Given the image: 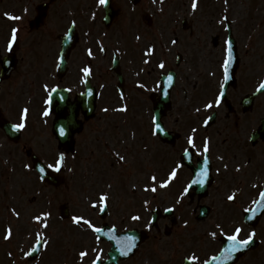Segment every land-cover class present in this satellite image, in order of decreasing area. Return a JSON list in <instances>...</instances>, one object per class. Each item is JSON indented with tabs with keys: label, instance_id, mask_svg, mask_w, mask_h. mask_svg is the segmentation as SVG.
I'll list each match as a JSON object with an SVG mask.
<instances>
[{
	"label": "rangeland",
	"instance_id": "374dc122",
	"mask_svg": "<svg viewBox=\"0 0 264 264\" xmlns=\"http://www.w3.org/2000/svg\"><path fill=\"white\" fill-rule=\"evenodd\" d=\"M264 1V0H262ZM256 0H228V3L225 4L223 0V18L227 17L229 21H231V26L233 28V35L237 39L238 43V53L239 57L241 58V66L242 69L237 73V77L239 81L245 79V85L244 87H235L234 89H231L228 91L229 98L232 99L233 102H237L240 94L243 93L244 89H250L255 86V84L258 82V80L261 78V76L264 75V32L262 35L259 37L254 38L256 41L252 45H248V40H245L241 38L242 31L241 29L245 24H250V33H259V29L264 30V10L262 11H256L255 8L252 7L254 5ZM207 5L204 6L203 10L207 11ZM199 13V12H198ZM255 18L256 21H252L251 19ZM224 23V22H223ZM196 25H198V22H195ZM253 25H257V28H253ZM254 29V30H253ZM198 32H194L195 37L197 38ZM240 34V36L238 35ZM225 35H223L224 37ZM193 45H203L201 43V40L197 38V40L191 42ZM222 48V47H221ZM191 52L190 55L194 59H197L198 61H201V64H196L195 69H206L209 67L211 64V67H214V65L217 66L219 62L215 60L216 57L221 55L217 50H214L208 43L204 44L203 47L200 49L203 50V53L199 51H195L194 46L190 47ZM208 50L204 53V50ZM221 50V49H220ZM224 56V49H223V54ZM220 58V57H219ZM192 61V60H191ZM249 68H253L252 70H249ZM214 73V72H212ZM246 73L248 76L243 74ZM219 75V69L218 73ZM108 89H104L103 93H106ZM146 108V107H145ZM150 108V107H148ZM255 119H258L259 117L264 116V92L258 97L257 99V107L251 114ZM255 159V158H254ZM134 160V159H131ZM244 162V159L242 156L237 155V156H232L231 157V165H232V170L230 174H225L224 175V182L223 186L225 187L223 189V199L224 197L227 199L229 195H232L235 191V186H238V192L242 195L241 198H243V203L250 202L251 198L255 195L254 191L250 188L252 182L246 187L250 180V176L254 174V171L252 168L248 171V176L244 177V184L241 181V174L242 171L240 172V175L237 174V171H235L236 166H242ZM255 168L257 170L258 177H259V183L262 182L264 178V154L260 156V160L258 165L255 163ZM238 176V177H237ZM240 180V182L237 180ZM232 183H235L232 185ZM133 184V183H132ZM129 186V185H128ZM112 194V193H111ZM253 195V196H252ZM213 199H215V205H213L212 208V215L205 219L202 222H197L193 218H189L187 220V227H185V220L188 218L189 214H191L193 210V206H190L189 204H184L178 206L175 211L177 210L179 219L178 225L175 227V232L178 234H183V233H202L204 236L205 233L208 232H230L233 227H236L237 225L229 224L226 226L225 224L227 221H229V212L230 210L234 209L233 206L228 203V201L222 202L221 199L216 198L212 195ZM249 198V199H248ZM249 200V201H248ZM239 201V200H238ZM70 203V202H69ZM72 205V203H70ZM152 205H150L149 209H151ZM86 213L90 214V210L88 207H86ZM223 215V216H222ZM177 216V214H176ZM239 216V215H238ZM238 216H236L238 218ZM240 219V216H239ZM217 225H220V228H217ZM243 233L244 235H247V233L251 232L250 229L246 228L243 226ZM256 237L260 239L261 244L260 248L264 249V220L261 222L259 227L256 229ZM208 238V236L206 235ZM179 239L180 236H179ZM174 248H176L174 246ZM4 254V255H3ZM259 257H263L261 254L262 252L259 253ZM14 259H13V250L11 246H8L7 244H2L0 246V264H13ZM164 263V259H161L159 264Z\"/></svg>",
	"mask_w": 264,
	"mask_h": 264
},
{
	"label": "snow or ice",
	"instance_id": "6c2138e0",
	"mask_svg": "<svg viewBox=\"0 0 264 264\" xmlns=\"http://www.w3.org/2000/svg\"><path fill=\"white\" fill-rule=\"evenodd\" d=\"M109 0H98V3L100 5H106L108 4ZM161 3H163V0H160ZM153 3H156V0H153ZM224 3L227 4L228 0H224ZM198 8V0H192L191 3V9L193 12H195ZM8 16L9 19L12 20H19L21 19L19 16H15L12 14H6ZM225 21H227V17L223 18ZM18 29L17 28H13L12 32H11V38L8 41V50L11 51L12 50V46L13 44L16 43L17 38H18ZM137 40L140 39L139 36L136 37ZM171 43L173 45L177 44L178 41L176 39H173L171 41ZM232 45H233V41L232 40H227L226 41V58L223 60V63L221 65L222 69H223V76H224V80L227 81L230 78L229 75V69H230V65L232 63ZM155 48L150 47L147 52L145 53L146 55L150 56L154 53ZM88 55L92 56L93 52L91 49L88 50ZM145 63H149V61H145ZM159 68L164 69L165 68V61H160L159 63ZM82 71L85 73V75H90L91 73V69L88 67H85L82 69ZM212 75H215V73H212ZM167 80L169 82V84L171 85L173 82V76L171 74H169L167 76ZM141 88H144L145 85L140 84L138 85ZM45 90H48V86L45 85ZM221 87H223V85H221ZM261 90H264V81H262L259 84V87L257 88V92H260ZM224 96V92L221 91L219 93V95H217L215 97V99L213 101H208L204 104V108L205 109H213L215 108H219L220 104H221V98ZM46 104H51L52 103V98L49 97L46 101ZM117 111H126V108H120V109H116ZM104 111H108V109H104ZM197 112L200 111L199 108L196 109ZM29 114V109L27 107H25L22 110V115H21V121L19 123L13 124L12 125V130L13 131H20L22 129H24L26 127V120ZM43 115L44 116H48L49 115V111L47 109H45L43 111ZM213 119L212 116H208L205 120H204V124L208 125L209 121H211ZM155 130L158 131H163V129L161 128V125L158 123H155ZM193 133H195L197 131V129H193L192 130ZM155 134V132H154ZM60 135L64 136L65 135V129L63 127L60 128ZM187 144L189 146L190 149H197V143H196V138L194 135H189L187 138ZM146 150V149H145ZM210 151V142L208 140H205L202 146V153L204 154V165L205 167L201 170L199 176L196 179L191 180L182 190V192L180 193L179 197L176 200V204H180L182 202V200L184 199L185 196H189L190 193V189L192 188L193 185H203L207 179L208 176V169H207V165H208V156L207 153ZM114 155L117 158V162L123 164L126 160V157L124 155H120L118 152L114 153ZM185 155H189V149H185ZM220 159H223V157H220ZM66 166V156L65 154L61 153L53 163H47L44 166H41L39 168V172L42 174L41 175V180H43L45 178V176L47 175L46 169H50L53 172L56 173H60L62 171V169ZM26 168H31V166L29 165H25ZM181 165L177 164L174 167H172L167 175L166 179L163 180H159L158 181V177L155 174H152L149 179L152 183L151 187H148L147 185H145L144 187V191H151L153 193H156L158 191V188H167L169 187V185L177 178L178 176V172L180 169ZM225 168H227V165H225ZM69 171H71V169H69ZM237 171H239V168H237ZM109 187H111V185H109ZM261 200L258 202H255L258 204L259 208L264 209V193H261ZM227 199L229 201H235L236 199V194L233 193L232 195H229L227 197ZM108 200H109V196L107 193H102L99 197V202L97 201H93L91 202V208L93 209H98L99 212H104L105 209L108 207ZM14 216H16L17 218L20 217V212L16 211L15 208H12L9 210ZM165 212L168 213H172L175 211V207H166L164 209ZM245 211H255V210H249V209H245ZM52 213L51 212H45L42 213L41 215H36L34 216L32 219L35 220L36 222H41L43 220V224L42 227L43 228H48L49 224H48V218L51 217ZM251 217H249L250 219ZM131 219L133 221H139L141 219L140 215H133L131 217ZM71 221L73 224L82 227L83 225H87V227L89 229H91L93 232L95 233H100L103 231V229L101 227H97L96 225H94L92 223V221L82 215H73L71 217ZM187 221H185V227H187ZM147 227L150 229L152 227V222L149 221ZM217 228H220V225H217ZM242 228L241 227H235L234 231L232 232V234L227 236L228 241L230 242L229 245L227 246V248L224 249L225 252V256L224 259L226 260H231L233 258H235V254L237 252H241L244 249H247L249 247V245H251L254 242V238L256 237V232L255 230L247 233V235L243 238H241V232H242ZM209 235H211L213 238L216 237L217 233L216 232H211ZM13 236V230L11 227H9L6 230V234L4 236L5 240H10ZM97 239H99V237H97ZM134 240V238H132ZM49 243L48 239H43V234L42 233H37V244L40 247H43L44 245H47ZM133 244H129L127 246V249L124 250L122 252L123 255H128V251L133 247ZM38 248H33L32 252H25L24 255L26 257H30L32 256V253L37 251ZM95 250V249H94ZM79 258L81 260V262H83V260L88 256V252L86 250H82L79 252ZM192 259H195V257H192ZM213 261H215L217 259V257H212ZM100 260V256L97 255L96 259H94L92 261V264H98V261ZM205 264H207V262H205Z\"/></svg>",
	"mask_w": 264,
	"mask_h": 264
},
{
	"label": "flooded vegetation",
	"instance_id": "af4514ba",
	"mask_svg": "<svg viewBox=\"0 0 264 264\" xmlns=\"http://www.w3.org/2000/svg\"><path fill=\"white\" fill-rule=\"evenodd\" d=\"M159 4L160 3L158 0H156V3H153V0H140L135 5L139 9V15L137 17H133L131 15L128 16V19H127L128 29L131 31H140L142 29V26H146L145 21H147V18H145V15L147 13H150L152 16V29L154 31L162 30L163 28L161 27V22L163 19V13L160 11V9H158ZM9 5H11V0H0V62L3 60H9L11 58L13 62L16 63L15 68L9 74L8 78H10L11 75L13 77H17L18 75L21 74V72L27 73L29 64L36 60V57H35L36 47L41 45V43H43L46 38L50 39V36H52L53 34L56 36L58 34L57 29L51 30L50 27L44 28L43 26H41L32 32H22L21 30L17 28L19 31H18V38L16 41V45L13 44L12 50L9 51L7 44H8V41L10 40L12 29L15 27L10 25L6 21L4 14L7 11H4V9L2 8L3 6L8 7ZM176 10L177 12H179V8H176ZM214 14L217 15V13H214ZM170 21H173V18H170ZM174 26L177 27L178 22L175 23ZM181 26L182 28H188L189 30L192 29V25L188 24L186 21H184V23L182 22ZM172 30L173 28H169L167 31H172ZM20 64H21V67L19 66ZM148 74H150V72H148ZM145 86L146 87L143 90L145 92L148 90V87L155 89L156 92L159 90V85H157L154 82V80L147 81L145 83ZM153 91L154 90H152V92ZM74 96L75 94L73 95V97ZM155 99H157L156 96H155ZM24 108L25 107H0V118H3V115L6 112L12 119H17L20 111ZM27 108L29 109V114L34 115V117L36 116V114H39L40 112L39 107H27ZM38 118L39 117L37 116V119H32V120L29 119L27 122L29 124L31 123L30 121H33L34 124L37 123L40 125L42 121ZM45 123L46 122H43V124ZM88 123L89 122H86V124ZM46 128L47 130L49 129V124H47ZM44 132L42 133L44 134ZM93 133L94 132L92 130H89L87 132L88 135H86V137L89 138L90 136L93 135ZM180 140H181V137L179 136L174 145L175 147L178 145ZM18 149H20L21 153H24L25 155L28 152L27 150L31 149V144L28 141H24L22 144H20V147ZM43 149L45 148L43 147ZM178 150L180 151L181 147H179ZM177 155L179 158L180 154L178 152H177ZM42 157H45V156H42ZM192 159L193 160L195 159L193 151H192Z\"/></svg>",
	"mask_w": 264,
	"mask_h": 264
}]
</instances>
